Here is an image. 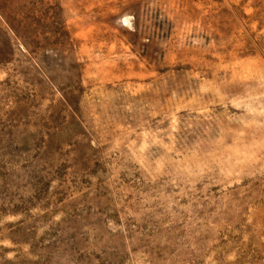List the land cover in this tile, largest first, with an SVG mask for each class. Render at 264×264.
<instances>
[{
	"label": "rangeland",
	"instance_id": "374dc122",
	"mask_svg": "<svg viewBox=\"0 0 264 264\" xmlns=\"http://www.w3.org/2000/svg\"><path fill=\"white\" fill-rule=\"evenodd\" d=\"M0 264H264V0H0Z\"/></svg>",
	"mask_w": 264,
	"mask_h": 264
},
{
	"label": "bare ground",
	"instance_id": "6f19581e",
	"mask_svg": "<svg viewBox=\"0 0 264 264\" xmlns=\"http://www.w3.org/2000/svg\"><path fill=\"white\" fill-rule=\"evenodd\" d=\"M125 22H127V20H125Z\"/></svg>",
	"mask_w": 264,
	"mask_h": 264
}]
</instances>
